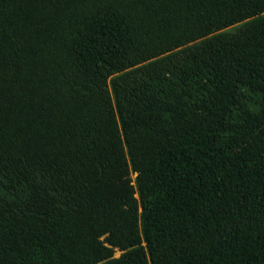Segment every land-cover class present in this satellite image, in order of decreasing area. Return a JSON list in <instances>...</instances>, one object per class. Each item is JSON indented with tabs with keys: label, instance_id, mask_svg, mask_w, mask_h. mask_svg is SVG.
Listing matches in <instances>:
<instances>
[{
	"label": "trees",
	"instance_id": "16d2710c",
	"mask_svg": "<svg viewBox=\"0 0 264 264\" xmlns=\"http://www.w3.org/2000/svg\"><path fill=\"white\" fill-rule=\"evenodd\" d=\"M100 263L264 264V0H0V264Z\"/></svg>",
	"mask_w": 264,
	"mask_h": 264
},
{
	"label": "rangeland",
	"instance_id": "374dc122",
	"mask_svg": "<svg viewBox=\"0 0 264 264\" xmlns=\"http://www.w3.org/2000/svg\"><path fill=\"white\" fill-rule=\"evenodd\" d=\"M247 22H248V20H247V21H244V22H242V23H239V24L233 25V26H231V27H229V28H226V29L222 30V31L219 32V33H234V32H236V31H238L242 26H244ZM199 42H200V41H197V42H195V43H193V44H191V45L198 44ZM189 46H190V45H189ZM135 177H136L135 174H131V179H132V181H133V184H134ZM136 197H138V195H136ZM119 255H120V252H118V251H116V252L114 253V257H115V258H117Z\"/></svg>",
	"mask_w": 264,
	"mask_h": 264
},
{
	"label": "crops",
	"instance_id": "0c3cea01",
	"mask_svg": "<svg viewBox=\"0 0 264 264\" xmlns=\"http://www.w3.org/2000/svg\"><path fill=\"white\" fill-rule=\"evenodd\" d=\"M100 264H103V263H100Z\"/></svg>",
	"mask_w": 264,
	"mask_h": 264
},
{
	"label": "water",
	"instance_id": "95a60500",
	"mask_svg": "<svg viewBox=\"0 0 264 264\" xmlns=\"http://www.w3.org/2000/svg\"><path fill=\"white\" fill-rule=\"evenodd\" d=\"M115 258V257H114Z\"/></svg>",
	"mask_w": 264,
	"mask_h": 264
}]
</instances>
